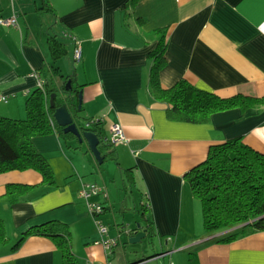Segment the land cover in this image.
<instances>
[{
    "label": "crops",
    "instance_id": "obj_1",
    "mask_svg": "<svg viewBox=\"0 0 264 264\" xmlns=\"http://www.w3.org/2000/svg\"><path fill=\"white\" fill-rule=\"evenodd\" d=\"M12 14L17 27H0V95L6 98L0 116L25 118V100L37 88L34 73L42 72L56 86L71 76L81 86L79 116L99 120L105 136L119 125L125 140L113 146L112 159L102 161L114 164L104 177L84 142L79 157L70 156L54 134L34 137V149L52 169L54 187L41 186L33 171L0 174L6 237L0 264H61L60 252L46 237L27 236L13 249L25 232L50 221L66 226L80 264H172L171 259L188 264L189 251L198 264H264V232L206 244L219 233L203 229L200 204L183 178L204 161L211 145L236 137L264 155V108L219 112L207 124L171 122L165 105L147 89L150 53L161 40L162 88L184 79L220 98L264 97V0H0V17ZM50 37L64 45L66 57L52 60ZM74 41L81 48L77 63ZM115 176L137 198L139 217L133 221L149 227L151 248L125 247L123 228L135 226L128 220L123 226L112 215L125 208L115 193ZM82 183L104 187L108 199H95L104 206L100 220L120 225L107 224L108 238L120 234L109 252L95 244L100 236L79 196ZM7 184L36 188L9 203ZM158 255L165 256L152 259Z\"/></svg>",
    "mask_w": 264,
    "mask_h": 264
},
{
    "label": "trees",
    "instance_id": "obj_2",
    "mask_svg": "<svg viewBox=\"0 0 264 264\" xmlns=\"http://www.w3.org/2000/svg\"><path fill=\"white\" fill-rule=\"evenodd\" d=\"M158 32L162 33L161 30ZM48 46L53 61L65 55L64 45L54 37L49 38ZM150 57L152 63L147 89L154 100L165 105L168 121L207 124L210 117L219 112L264 108V97L234 95L220 98L195 88L184 79L164 89L159 82V72L166 63L161 40ZM37 73L44 86L43 89H34L26 98L25 118L18 120L0 116V174L33 171L41 177V186L54 187L52 169L44 156L34 149L32 139L54 134L67 148H70L71 142H77L72 134H65L63 128L55 123V109L65 106L80 132H91L98 138L102 160L112 159L114 149L104 142V129L99 120L79 116L82 110L78 100L81 86L74 85L71 76L63 77L61 85L56 86L50 77ZM67 81H70L68 88ZM183 178L200 204L203 229L208 233H219L206 244H227L256 232H264V155L247 146L240 137L211 145L204 161L184 174ZM34 188L36 186L7 184L4 196L9 203H15ZM145 210L143 204L139 210L142 217ZM144 227L151 237L148 226ZM30 235L48 238L60 252L61 264H80L72 252L69 233L63 224L50 221L29 229L13 249ZM5 242L0 220V245ZM188 264H198L193 251L188 252Z\"/></svg>",
    "mask_w": 264,
    "mask_h": 264
},
{
    "label": "built area",
    "instance_id": "obj_3",
    "mask_svg": "<svg viewBox=\"0 0 264 264\" xmlns=\"http://www.w3.org/2000/svg\"><path fill=\"white\" fill-rule=\"evenodd\" d=\"M0 27H17V21L15 14H12L8 18H1L0 17ZM81 58V48L78 42L74 41V48L72 51V61L74 63H77L80 61ZM37 82V88L43 89L44 82L39 77L38 73H34L33 75ZM0 101L5 102L6 98L2 97L0 95ZM50 123L52 124V120H50ZM124 136L122 133V130L119 125H112L109 128L108 135L105 136L104 142L111 145L116 146L119 143L124 142ZM79 196L84 201L86 211L89 214V216L92 218L94 225L96 227V230L100 236L99 241L95 242V244H99L103 247L104 250L109 252L112 248H114L118 244L119 235L114 238H108L107 236V230L102 225V222L100 220V216L104 212V206L101 202L96 201V198H100L102 200H107V192L104 189V187L98 185L97 183H82L80 190H79ZM124 234H129V230L123 228ZM165 255H159V258H162Z\"/></svg>",
    "mask_w": 264,
    "mask_h": 264
},
{
    "label": "water",
    "instance_id": "obj_4",
    "mask_svg": "<svg viewBox=\"0 0 264 264\" xmlns=\"http://www.w3.org/2000/svg\"><path fill=\"white\" fill-rule=\"evenodd\" d=\"M70 86V81H67L66 88ZM54 95L51 96L50 100V106L52 107V98ZM79 103L80 100V94L78 96ZM53 119L55 123L63 128V132L65 134H72L78 144H82L83 142L86 144L89 152L91 153L94 160L100 165L102 164V157L100 155V152L98 150V144L99 140L98 138L92 134L91 132L83 131L80 132L76 125L73 123V119L70 116L67 108L65 106H61L54 110L53 113ZM127 239V243L130 245H135L143 241V239H147L148 242L146 244L147 248H151L152 246V240L151 237L147 235V230L144 228V223L136 224L133 229H129V234H125ZM159 256V255H158ZM158 256H153L152 259H159Z\"/></svg>",
    "mask_w": 264,
    "mask_h": 264
},
{
    "label": "rangeland",
    "instance_id": "obj_5",
    "mask_svg": "<svg viewBox=\"0 0 264 264\" xmlns=\"http://www.w3.org/2000/svg\"><path fill=\"white\" fill-rule=\"evenodd\" d=\"M68 46H69V44H68ZM64 57H66V56H64ZM71 67H72V65H71ZM83 147H84L83 145L77 144V142L74 141V142H71L70 143V148H67L66 151L68 152V154L70 156H71V154L76 153V155L79 154V157H82L81 156L82 155L81 154L82 153L81 148L83 149ZM90 155H91V153H90ZM112 166L114 167V164L111 161H106V162H104V163H102L100 165L98 164L97 167H99L100 172H102L103 176L105 177V175H104L105 174V171L108 172V169L110 167H112ZM115 177H116V179L114 180V183H116L115 184V187L117 185V187L115 188V193H116V195L118 194V196L120 197V202L122 201V199L124 200L125 208L121 212H119V211L112 212V215H114L116 217V219H120V220L122 219L123 220V223H122L123 226H126L127 225L126 224V221L127 220H128L127 222H129L131 226H135V224H136L135 222L136 221H133V219L134 220H137L138 217H139L138 213L136 212L137 211V206H138L137 205V198L135 197L134 192H133V194L130 193V189L131 188L129 187L128 184H124L125 187H126V189L124 190L122 188V184H121V180L122 179H120L118 176H115ZM110 178L113 179L112 177H110ZM112 186L114 187V184ZM111 222H112V220H111ZM111 222H109V223H106V222L103 223L102 222V225L105 228H107L108 227L107 224L110 225V226L112 225ZM118 227H120V225H116L114 223L110 228H113L114 229V228H118ZM147 242H148L147 239H143L142 242H140L138 244H135V245H130V244H127L126 243L125 247H142V246L146 245ZM154 242H156V241L154 240ZM171 262H172V264H175L176 261L174 259H171Z\"/></svg>",
    "mask_w": 264,
    "mask_h": 264
}]
</instances>
